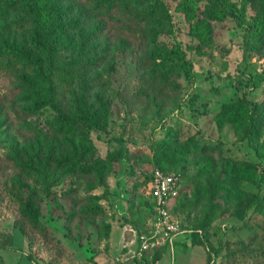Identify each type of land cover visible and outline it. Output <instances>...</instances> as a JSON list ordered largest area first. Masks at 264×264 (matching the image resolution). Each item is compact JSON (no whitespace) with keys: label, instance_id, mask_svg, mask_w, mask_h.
Instances as JSON below:
<instances>
[{"label":"rangeland","instance_id":"374dc122","mask_svg":"<svg viewBox=\"0 0 264 264\" xmlns=\"http://www.w3.org/2000/svg\"><path fill=\"white\" fill-rule=\"evenodd\" d=\"M141 1L164 5L169 22L156 40L183 50L189 75L154 64L157 84L140 78L148 73L158 43L152 40L149 26L142 31L143 46L130 36L141 28L131 26V11L125 7L99 13L93 5L51 0L71 25L64 34L71 51L79 53L78 72L86 58L103 57L88 74L98 78L109 107L105 122L90 129L87 151L96 157L116 149L117 170L90 189L84 181L74 192L64 193L72 185L69 177L56 172L40 182L21 166L37 148L46 153L59 140H69V131L52 125L51 118L59 101L76 98L75 81L65 72L54 74L59 89L51 98L53 104L47 100L51 87L32 77L24 58L0 53L1 264H154L156 254L162 255L159 264H264V206L245 208L246 196L240 192L264 194V159L243 138V113H218L223 101L264 97V78L256 86L250 79L253 72L264 75V46L259 53L243 47L245 24L238 16L243 5V17H252L261 1L228 0L234 14L212 21V40L207 45L188 32L182 13L175 9L177 0ZM100 26L102 31H97ZM30 31L28 13L0 0V32L7 41L28 44ZM39 101L43 104L33 108ZM204 146L212 150L203 151ZM14 159L21 162L15 164ZM243 159L260 160L256 171L245 178L239 168L225 183V164ZM154 166L181 170L186 186L171 210L191 238L188 243L176 239L171 244L159 238L157 245L136 254L137 235L149 228L146 176ZM27 189L34 192L41 230L23 220L22 232L15 224L18 199ZM83 204L103 211L83 215L78 211Z\"/></svg>","mask_w":264,"mask_h":264},{"label":"trees","instance_id":"16d2710c","mask_svg":"<svg viewBox=\"0 0 264 264\" xmlns=\"http://www.w3.org/2000/svg\"><path fill=\"white\" fill-rule=\"evenodd\" d=\"M5 4L14 7H21L28 13L31 19V31L28 44L16 46L7 41L6 35L0 32V53L6 52L12 57L19 59L24 58L28 70L33 78L41 82H47L51 87L48 102L54 104L51 100L58 92V86L53 81V76L57 71L65 72L69 80L77 85L76 98H66L65 102L59 101L60 105L56 106L55 115L51 118V124H58V128L69 131V140H59L50 148L48 152H43L39 148L27 155L24 163L26 174L30 172L31 176L39 178L43 182L54 173L69 177L72 182L71 187L64 190V193H71L86 182V188L90 189L97 184H103L108 172L116 171L117 167V150H108L104 156L93 157L88 148L90 146L89 131L101 122H105L109 107L108 98L99 86L98 78L88 74L90 68H93L103 60L102 56L88 57L80 63L83 66L81 73L77 69L79 53H73L69 47L68 38L64 31L70 28L69 21L62 18L63 10L51 3V0H3ZM82 6L93 5L98 8L99 13L108 11L120 5L131 11L133 25L141 28V31L133 32L131 37L136 38L140 46L144 45L146 37L142 31H147L148 26L151 30L152 40L158 43L157 49L151 54L153 63L149 65L148 73H142L141 79L157 84L154 64H159L161 69L175 70L183 72L185 75L190 74V66L184 58L183 50L174 43L165 44L161 40H156L158 32L165 30L168 26L169 15L161 2L153 1L145 5L141 0H70ZM261 1V8L250 17H243V5L238 7L239 15L245 24L242 32L243 47L249 52L259 53L264 46V0ZM228 0H177L175 9L182 13L187 23L188 32L191 33L202 45H207L212 40V21L224 19L227 15L234 12L228 5ZM110 12V11H109ZM130 24V23H129ZM100 26L97 31H102ZM146 34V32H145ZM129 37L126 34H121ZM158 59V60H156ZM143 65L144 62L142 63ZM30 75V76H31ZM163 75V73H161ZM28 79V77H25ZM263 73H250V79L253 86H256ZM81 80V83L76 82ZM71 82V83H72ZM43 104L39 101L33 108ZM241 111L245 116L243 127V138L253 149L255 155L264 159V137H260L264 129V97L259 100H246L242 97L223 101L220 104L218 113L220 115L233 116L235 112ZM235 118V117H232ZM207 151L209 147H202ZM209 150H212L210 148ZM15 160V159H14ZM21 161L15 160V164ZM260 160L257 162L249 160H240L237 164L226 163L224 172L228 175L229 182L234 178L238 169L247 177L249 172L256 171ZM163 170L178 169L180 173V186L177 194L173 199L172 206L176 202L181 189L186 185L182 183V172L177 167L154 166ZM146 176V182L149 179ZM252 179V178H251ZM245 208H257L264 205V194L259 195L257 192H245ZM34 192L27 189L25 196L18 199L19 216L15 219V224L24 232L23 220L28 222L32 227L41 230L42 226L37 216L36 202ZM90 193H88L89 196ZM85 198V197H82ZM78 211L87 216H93L102 213L100 206H88L83 204ZM264 212V210H263ZM182 226V224H181ZM183 227V226H182ZM105 231H109L108 222L104 223ZM192 238V242H193ZM144 250V249H143ZM161 255L156 254L154 261ZM0 257V264H1ZM138 264H140L138 262Z\"/></svg>","mask_w":264,"mask_h":264},{"label":"built area","instance_id":"2783aa9c","mask_svg":"<svg viewBox=\"0 0 264 264\" xmlns=\"http://www.w3.org/2000/svg\"><path fill=\"white\" fill-rule=\"evenodd\" d=\"M180 173L178 169L163 170L153 167L149 174L148 194L151 213L147 233H139L136 254L147 247L158 244L159 238H166L169 244L173 240H190V230L182 227L174 216L171 205L180 186ZM183 237V238H182ZM210 262H208L209 264Z\"/></svg>","mask_w":264,"mask_h":264},{"label":"crops","instance_id":"0c3cea01","mask_svg":"<svg viewBox=\"0 0 264 264\" xmlns=\"http://www.w3.org/2000/svg\"><path fill=\"white\" fill-rule=\"evenodd\" d=\"M161 256L154 262V264H159L161 262Z\"/></svg>","mask_w":264,"mask_h":264}]
</instances>
